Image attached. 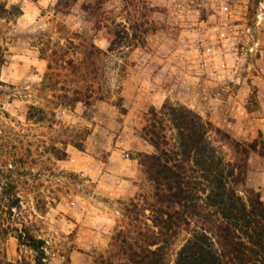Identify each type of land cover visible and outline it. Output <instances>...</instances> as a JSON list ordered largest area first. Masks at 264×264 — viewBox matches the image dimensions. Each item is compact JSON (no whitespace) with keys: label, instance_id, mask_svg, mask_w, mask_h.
Wrapping results in <instances>:
<instances>
[{"label":"rangeland","instance_id":"1","mask_svg":"<svg viewBox=\"0 0 264 264\" xmlns=\"http://www.w3.org/2000/svg\"><path fill=\"white\" fill-rule=\"evenodd\" d=\"M141 1L151 25L144 43L125 49L118 64L110 60V96L56 111L89 134L83 150L69 145L67 158L50 164L67 172L50 184L59 186V201L42 210L31 196L24 206L32 233L46 242V264H97L116 227L127 225L122 202L144 206L143 198L152 197L139 156L155 151L141 135L151 111L184 105L236 140L264 137V0ZM95 2L0 0V121L14 125L28 103L54 93L36 89L47 70L38 39L64 42L65 28L108 48L111 35L90 13ZM102 8L126 24L122 0ZM246 185L264 193V156L251 153ZM0 254L15 264H36L35 253L12 235L0 242Z\"/></svg>","mask_w":264,"mask_h":264},{"label":"trees","instance_id":"2","mask_svg":"<svg viewBox=\"0 0 264 264\" xmlns=\"http://www.w3.org/2000/svg\"><path fill=\"white\" fill-rule=\"evenodd\" d=\"M106 1L96 0L90 13L111 35L108 48L65 28L64 42L38 39L47 70L36 89L54 93L28 103L14 125L0 121V242L14 236L35 253L36 264H46V242L32 233L24 206L31 196L42 210L59 201V186L50 184L67 172L50 164L65 160L69 145L83 150L89 134L58 119L56 111L105 101L112 92L110 60L118 64L125 49L144 43L149 31L141 0H122L126 24L106 16ZM118 105L124 109L122 98ZM149 115L141 135L155 151L139 156L153 195L143 198L144 206L122 202L127 225L116 227L107 255L96 263L264 264V193L246 185L251 153L264 156L262 133L251 142L236 140L184 105L164 104ZM0 264L15 263L0 254Z\"/></svg>","mask_w":264,"mask_h":264},{"label":"built area","instance_id":"3","mask_svg":"<svg viewBox=\"0 0 264 264\" xmlns=\"http://www.w3.org/2000/svg\"><path fill=\"white\" fill-rule=\"evenodd\" d=\"M223 66H224V64H223Z\"/></svg>","mask_w":264,"mask_h":264}]
</instances>
